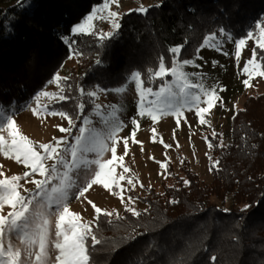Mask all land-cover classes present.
Masks as SVG:
<instances>
[{
  "label": "trees",
  "instance_id": "obj_1",
  "mask_svg": "<svg viewBox=\"0 0 264 264\" xmlns=\"http://www.w3.org/2000/svg\"><path fill=\"white\" fill-rule=\"evenodd\" d=\"M104 2L0 0L1 113L26 106L74 57L59 100L46 108L78 123L94 107L91 90L120 89L134 73L143 86L155 83L161 63L168 69L192 59L214 34L255 39V25L264 21V0H159L143 13H122L107 37L73 33ZM253 56L264 72V49L254 46ZM206 139L218 162L210 184L186 157L179 159L181 175L168 164L160 189L139 198L146 209L138 216L114 208L99 214L92 231L100 243L86 241L90 264H264V93L236 109L228 144L217 134Z\"/></svg>",
  "mask_w": 264,
  "mask_h": 264
},
{
  "label": "rangeland",
  "instance_id": "obj_2",
  "mask_svg": "<svg viewBox=\"0 0 264 264\" xmlns=\"http://www.w3.org/2000/svg\"><path fill=\"white\" fill-rule=\"evenodd\" d=\"M159 0H114L94 7L90 15L94 16L91 26L86 33H96L99 37H107L115 30L113 28V18L109 16L110 12L118 13V19L121 14L127 10L146 8L158 3ZM88 17V16H87ZM86 17V18H87ZM86 18L79 24L85 22ZM77 24V25H79ZM75 25L73 29L77 26ZM72 29V31H73ZM74 33V32H73ZM78 34V33H75ZM260 35L255 39H245V44L241 46L240 56L237 58L235 50V40L223 35L214 34L206 38L203 45L198 50L196 56L185 64L184 61H173L168 74L161 79L157 77L156 82L143 86L138 91L136 80L132 75L127 83L120 89L103 91L93 89L91 93L94 100L93 109L86 114L81 121L73 123L75 126L71 132L61 133L59 128L69 127V121L59 114L52 116L48 113L47 106L59 100L57 96L58 84L55 78H64L69 69L76 65V59L70 58L62 68L57 72L54 80L46 86L41 92H47L49 95L39 93L26 106H13L8 112H0V125L6 129L7 118L16 124L17 135L27 137L30 144L38 146L40 144H55V140H66L67 144L61 143L60 150L71 148L76 143V137L81 136L79 129L83 127L85 132L81 143L93 146L95 150L77 154L78 166L68 169V176L73 182V187L69 190V198L65 201L69 211L79 214L81 224H87L91 229L97 218L89 201H92L102 212L114 208L119 212L124 209H131L140 213L146 209V204L139 200L146 196L149 188L160 189L166 175V168H161V164L170 165L176 174L179 171L180 157H186L191 169L206 184L211 182V165L213 164L210 152V143L206 139L207 134H217L219 141L223 144L230 142L231 120L236 109L242 106L244 99L255 93H264V76L253 73L249 78L244 68L248 60L254 59L253 48L257 45ZM207 42V43H206ZM254 63L259 65L255 60ZM252 65H248V70H252ZM175 69V75L172 70ZM259 72H261L259 66ZM249 79L250 87H245L243 81ZM226 91H220V89ZM151 89V92H147ZM163 90V91H162ZM214 90L221 99L214 102V107L205 114L206 123L201 125L195 112L199 107H206L204 101L207 99L206 93ZM143 93V99H141ZM160 93V95H157ZM194 97H199L195 100ZM171 104L172 108L167 106ZM179 108L182 113L180 124L177 125V116L175 110ZM34 112L39 115H34ZM143 112V115L139 113ZM151 114L157 116L156 121H152ZM137 123L133 125L132 121ZM135 128V142L131 133ZM5 141L10 142L7 130L0 132ZM115 139L117 156H124L123 161H117L115 176L118 180V187L113 185V190L119 195H113L101 185H93L84 197L77 198L79 188L85 185L97 170V164L94 161H105L112 158L111 148ZM128 142V152L125 155L124 140ZM7 152V146L4 151H0V172L3 173L0 179H9L13 175L22 177L19 181L22 187L18 188L21 195L26 198L30 194L38 192L35 184L31 180H40L43 177L39 174L23 179L26 169L22 164H18L15 159H10ZM64 160L71 165L72 156L70 151L64 153ZM48 166L54 161H47ZM127 167L129 171L123 172ZM58 173L56 179L48 185L49 189L60 183V178L66 169L63 165L57 166ZM123 175L124 180H119ZM132 183L129 184L128 181ZM27 190V191H26ZM3 190L0 189V193ZM123 197V203L121 202ZM131 197V201H129ZM36 199L43 203L41 196ZM34 206L30 205V211L33 213V221L30 223L28 232L31 234L36 230L41 219L36 215L42 212L49 219L48 231L49 240L55 241V221L54 215H49L52 209L40 208L34 201ZM12 209L5 204L0 215H7ZM24 232L16 229L6 231L3 239V250L5 255L0 257V264H8L7 251L11 248L21 252V259L26 264H36L35 256H29V252L38 251L35 245L30 246L26 240L22 241ZM51 259L54 261L56 250L53 244L48 245Z\"/></svg>",
  "mask_w": 264,
  "mask_h": 264
},
{
  "label": "snow or ice",
  "instance_id": "obj_3",
  "mask_svg": "<svg viewBox=\"0 0 264 264\" xmlns=\"http://www.w3.org/2000/svg\"><path fill=\"white\" fill-rule=\"evenodd\" d=\"M114 0H106L105 8H107L108 3H112ZM140 11L143 13L146 10L141 8ZM109 16L113 18V28L118 29L119 24L116 22L118 13L110 12ZM94 19V16L89 15L85 22L77 25L74 29V33L85 34L86 30L91 26V22ZM255 28L259 31L260 39L257 41L259 48L264 49V21L255 25ZM249 38L253 37V32L247 33ZM207 43V42H206ZM245 44L244 39H240L235 42L236 56L239 58L241 46ZM181 52L180 47H172L171 53L177 54ZM255 56V54H254ZM185 64H190L191 61H184ZM248 65H252V70H248ZM245 73L249 78L252 77L253 73H258L259 75L264 76V72H259V65L254 63V59L247 61L245 68ZM168 74V70L165 68L164 64L161 63L159 71L155 73L157 77H161ZM172 74L175 75V69L172 70ZM134 79L136 80V88L139 91L141 88L140 78L138 73L133 74ZM65 80L67 78H64ZM55 83L59 85L60 77L55 78ZM245 87H250L249 79L243 81ZM147 92H151V89H147ZM163 91V90H162ZM220 91H226V89H220ZM41 95H49L47 92L41 93ZM89 95H92L89 93ZM157 95H160L158 93ZM207 99L204 103L206 107H199L195 112V115L199 118V123L204 125L206 123L205 114L214 107V102L220 100L221 98L216 95L214 90L206 93ZM61 100L66 99L65 96H60ZM141 99H143V93H141ZM195 100H199V97H194ZM169 109L172 108V105L167 106ZM177 116V125L180 124V117L182 113L180 109L175 110ZM49 115L55 116L57 112L51 111ZM61 117H64L69 121V127L59 128L61 133L71 132V129L75 126L71 118L63 111L58 113ZM143 115V112L139 113ZM34 115H39V113L34 112ZM152 121L157 120L155 114H151ZM133 125H136V121H132ZM7 130L8 136L10 137V142L5 141L4 137L0 135V151H4L7 146V152L11 153L9 156L10 159H15L18 164H22L26 169L30 171H25L23 174V179H26L33 176L34 174H39L43 177L40 180H31L30 182L35 184L36 189L38 190L35 194H30L29 197H25L20 194L18 191L19 187H22L19 181L22 177L13 175L9 179H0V189L3 190L0 193V211L3 210L5 204H7L12 211L8 212L7 215H0V257L5 255L3 250V239L5 237L6 231H14L19 229L24 232V236L21 238L22 241L26 240L27 243L32 246L35 245L38 247V251L29 252V256H35L36 264H90V252L86 246V241L91 237L92 244H99L100 241L97 239L92 229L87 224H81L78 221L80 220L79 214L69 211V207L65 201L69 198V190L73 187V182L68 176V169L76 168L78 166L77 154L79 151L89 152L95 150V142H91L93 146H88L82 144L83 133L85 129L81 127L79 129L81 136L76 137V143L71 146V148H65L63 151L60 150L61 143L67 144V141H61L54 138L55 144H40L38 146L31 145L28 138L24 136L17 135V129L15 122L11 117L7 118L6 129L4 125H0V132ZM135 128L133 129L131 136L133 137V142H135ZM115 139L113 140V146L111 148L112 158L107 159L103 162L94 161L97 164V170L94 172L92 178L83 186L79 188L77 198L84 197L85 193L92 188L93 185H101L104 189L111 192L114 196L119 195L118 192L113 190V185H118V180L115 176V170L117 167V161H123L124 156H117V149L115 147ZM211 147V145H209ZM72 156V163L69 165L64 160V153L69 152ZM124 151L125 155L128 152V142L127 139L124 140ZM54 161L50 166L47 165V161ZM218 162L214 163L212 167H216ZM63 165L66 171L60 178V183L56 186H53L49 189L48 185L57 178L60 174L58 173L57 166ZM161 168H166V165L161 164ZM129 169L127 167L123 168V172L127 173ZM3 173L0 172V176ZM124 176L120 175L119 180H124ZM129 184L132 183L131 180L128 181ZM190 182L184 180V184L188 185ZM27 191V190H26ZM37 196H41L43 203L36 199ZM34 201L36 205H39L40 208L52 209L55 207L54 212H50L49 215H54L56 217L55 221V237L56 240H49V219L43 215L42 212L36 213L40 217L41 223L37 225L36 230L31 234L27 231L30 223L33 221V213L30 211V205L34 206ZM131 201V197H129ZM121 202L123 203V197L121 196ZM89 204L92 205L95 213L97 214V219L102 210L97 207L92 201H89ZM131 211V209H129ZM106 215H111V213H105ZM134 216H138L139 213L132 211ZM52 243L57 254L55 255L54 261L50 257L48 245ZM8 264H26L24 260L21 259L20 250L13 251L11 248L7 251ZM215 258H213L214 261Z\"/></svg>",
  "mask_w": 264,
  "mask_h": 264
}]
</instances>
